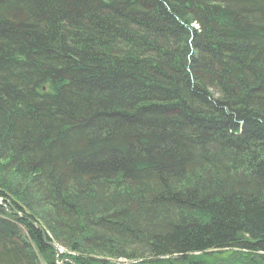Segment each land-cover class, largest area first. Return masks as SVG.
Wrapping results in <instances>:
<instances>
[{
	"label": "trees",
	"instance_id": "16d2710c",
	"mask_svg": "<svg viewBox=\"0 0 264 264\" xmlns=\"http://www.w3.org/2000/svg\"><path fill=\"white\" fill-rule=\"evenodd\" d=\"M57 245L263 262L264 0H0V264Z\"/></svg>",
	"mask_w": 264,
	"mask_h": 264
},
{
	"label": "rangeland",
	"instance_id": "374dc122",
	"mask_svg": "<svg viewBox=\"0 0 264 264\" xmlns=\"http://www.w3.org/2000/svg\"><path fill=\"white\" fill-rule=\"evenodd\" d=\"M196 27L198 26L197 24L195 25ZM176 214V213H175ZM174 215V214H173ZM57 249V253H56V259L55 262L58 264H63L65 261H69V259L72 257V255H76V251L73 252V250L69 247L66 246H56ZM145 249V248H144ZM142 249V255H137V256H143L142 258H126V257H119V258H115V257H111V256H103L101 255V257L104 258H108L113 260L114 264H139L143 259L147 258H154V256H150L146 250ZM97 251V250H95ZM144 251V252H143ZM128 254H130V256L132 255H136L135 251L133 249L128 250L127 251ZM239 251H236L234 249H226V250H220V251H215L213 253H208V254H200L198 256H200V259H204V260H209L211 263L210 264H250V262H248L247 258L249 256V253H244L242 254ZM260 255L258 256H262L261 253H259ZM240 255V256H239ZM257 254H253V256H255ZM211 257L212 259H209L207 257ZM176 257V256H174ZM171 256V258H174ZM262 258V257H261ZM217 260H219L220 263H217ZM263 260V258H262ZM72 261V260H71ZM73 262V261H72ZM264 262V260H263ZM147 264H152V263H147ZM258 264H262V263H258Z\"/></svg>",
	"mask_w": 264,
	"mask_h": 264
},
{
	"label": "flooded vegetation",
	"instance_id": "af4514ba",
	"mask_svg": "<svg viewBox=\"0 0 264 264\" xmlns=\"http://www.w3.org/2000/svg\"><path fill=\"white\" fill-rule=\"evenodd\" d=\"M209 253H213L212 251H210ZM240 256V255H239ZM207 257V256H206ZM207 258H209V257H207ZM251 258H254V259H256V260H258L259 262H261L262 260H261V257L260 256H258V254L257 255H255V256H251ZM209 259H212L211 257L209 258ZM211 262L209 261V260H199V261H195V262H193V264H210ZM217 263H220L219 262V260H217ZM186 264H189V263H186ZM262 264H264V262H262Z\"/></svg>",
	"mask_w": 264,
	"mask_h": 264
}]
</instances>
